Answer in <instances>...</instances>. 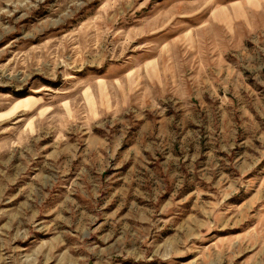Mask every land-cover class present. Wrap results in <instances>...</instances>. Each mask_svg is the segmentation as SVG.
<instances>
[{"label": "rangeland", "instance_id": "rangeland-1", "mask_svg": "<svg viewBox=\"0 0 264 264\" xmlns=\"http://www.w3.org/2000/svg\"><path fill=\"white\" fill-rule=\"evenodd\" d=\"M0 264H264V0H0Z\"/></svg>", "mask_w": 264, "mask_h": 264}]
</instances>
